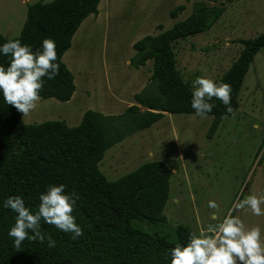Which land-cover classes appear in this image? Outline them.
<instances>
[{"label":"trees","instance_id":"trees-1","mask_svg":"<svg viewBox=\"0 0 264 264\" xmlns=\"http://www.w3.org/2000/svg\"><path fill=\"white\" fill-rule=\"evenodd\" d=\"M234 0H198L185 19L156 35H145L132 44L130 64L153 66L148 84L133 95L135 103L119 115L86 110L80 122L69 126L64 120H46L26 124L22 114L0 97V202L10 195H22L29 207L39 203L46 185H66L79 199L73 214L83 235L76 241L43 224L55 241L25 240L20 250L12 247L7 235L14 213L0 208V264H168L166 252L184 243L192 234L188 225L177 224L164 232L148 231L144 224H164L163 214L169 196L171 168L162 160L145 162L115 180H107L98 163L104 152L136 131L150 127L165 113H193L189 101L191 87L181 76L175 59L174 43L179 39L208 30ZM100 0H51L27 5L26 18L15 37L0 33V43L18 38L39 47L41 39L56 41L60 72L46 80L42 98L67 101L75 85L73 74L62 60L81 22L98 14ZM184 10L178 5L172 18ZM243 48L228 70L219 78L232 86L233 112L239 107V92L245 74L257 51L264 46V31L242 40ZM0 63L6 64L5 57ZM213 121L207 132L211 138L222 118L231 115L213 98ZM143 108V109H142Z\"/></svg>","mask_w":264,"mask_h":264},{"label":"rangeland","instance_id":"rangeland-1","mask_svg":"<svg viewBox=\"0 0 264 264\" xmlns=\"http://www.w3.org/2000/svg\"><path fill=\"white\" fill-rule=\"evenodd\" d=\"M51 0H0V33L15 37L26 18L27 5ZM198 0H100L98 14L87 16L71 39L62 60L73 74L75 90L67 101L42 98L26 124L64 120L77 125L88 110L119 115L133 95L149 82L153 61L134 67L132 44L156 35L185 19ZM206 1V0H204ZM184 5L177 17L170 11ZM220 18L208 30L174 43L177 68L190 87L197 76L218 81L243 48L242 40L264 31V0L225 3ZM239 107L222 118L211 138L213 115L165 113L150 127L112 145L98 163L107 180H115L141 164L162 160L171 168L164 224H144L148 231L164 232L177 224L192 234L222 219L231 210L246 228L259 226L264 236V214L236 209L248 193L264 196V46L250 64L240 92ZM133 104V102H132ZM131 105V104H130ZM143 109V108H142ZM259 123L260 128L252 127ZM215 200L218 208L207 207ZM264 210V204H261Z\"/></svg>","mask_w":264,"mask_h":264},{"label":"clouds","instance_id":"clouds-1","mask_svg":"<svg viewBox=\"0 0 264 264\" xmlns=\"http://www.w3.org/2000/svg\"><path fill=\"white\" fill-rule=\"evenodd\" d=\"M56 41L50 37L41 39L39 47L22 42L18 38L0 43V97L6 105L14 107L22 116H27L37 107L40 92L46 80H52L60 72L57 63ZM190 107L193 115L204 117L215 107L213 98L225 106V111L233 113L231 106L232 86L223 81H214L206 76H197L191 82ZM259 129L260 124L254 123ZM66 185L49 184L39 193L34 207H29L22 195L3 198L0 208L14 213V223L7 235L12 247L20 250L22 242H47L48 248H55L56 241L45 231L42 223L54 226L58 231L76 241L83 235L82 227L73 214L79 196L67 192ZM264 196L248 193L234 203L236 209H250L253 215H262ZM207 207L217 209L215 200H209ZM217 222L191 234L184 243L171 246L166 252L168 264H264V236L259 226L246 228L239 216L231 210Z\"/></svg>","mask_w":264,"mask_h":264},{"label":"crops","instance_id":"crops-1","mask_svg":"<svg viewBox=\"0 0 264 264\" xmlns=\"http://www.w3.org/2000/svg\"><path fill=\"white\" fill-rule=\"evenodd\" d=\"M129 62H130V60H129ZM130 65H131V64H130ZM132 102L135 103V101H132ZM132 102H130L129 105L132 104Z\"/></svg>","mask_w":264,"mask_h":264}]
</instances>
